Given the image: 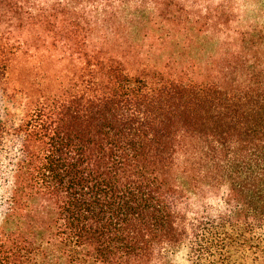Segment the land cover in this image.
<instances>
[{"label":"trees","instance_id":"trees-1","mask_svg":"<svg viewBox=\"0 0 264 264\" xmlns=\"http://www.w3.org/2000/svg\"><path fill=\"white\" fill-rule=\"evenodd\" d=\"M211 1L0 0V79L58 66L0 123V264H264V21ZM145 25L175 53L145 63ZM208 31L224 56L188 61Z\"/></svg>","mask_w":264,"mask_h":264},{"label":"rangeland","instance_id":"rangeland-1","mask_svg":"<svg viewBox=\"0 0 264 264\" xmlns=\"http://www.w3.org/2000/svg\"><path fill=\"white\" fill-rule=\"evenodd\" d=\"M190 2L188 5H192L193 11L198 10L199 6L202 5L200 2L197 4ZM211 2L214 4L216 0H212ZM228 2H231L233 6L231 15L228 17L229 20L226 22L228 25L240 27L250 24H260L264 21V4L262 2L251 0H228ZM147 27V25L138 27L134 32L135 40L140 42L145 49L149 50L144 55L145 63L164 61L171 52L175 53V40L171 44L170 41L161 43L159 38H155L159 32L153 34ZM144 33L149 34V36H142ZM176 38L178 41L183 39L179 34ZM226 41L229 40L224 39L223 36H218L213 31H208L205 34L201 33L199 36H195L194 41L192 39L189 45H187L186 55L190 56L187 60L198 61L201 66H205L206 63H218L224 56V50L228 46ZM19 56L13 63V71L0 79V123L4 125L16 122L24 111V99L22 97H24L26 90L22 88L23 85L27 86L30 83L32 91L36 94L39 93L38 90L51 93L52 89H55V68L58 66L55 65L54 51H30L27 54H20ZM222 190L223 187L219 188L216 193H211L212 198H215L218 204H221L223 201ZM207 199L205 200L208 201ZM180 254L174 255L172 264H184V260Z\"/></svg>","mask_w":264,"mask_h":264}]
</instances>
